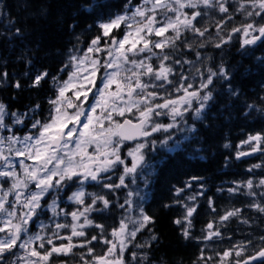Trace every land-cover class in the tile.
Wrapping results in <instances>:
<instances>
[{
  "label": "snow or ice",
  "instance_id": "snow-or-ice-1",
  "mask_svg": "<svg viewBox=\"0 0 264 264\" xmlns=\"http://www.w3.org/2000/svg\"><path fill=\"white\" fill-rule=\"evenodd\" d=\"M235 3L237 5L235 12L242 13L246 19L260 17L262 21L258 23L252 20L231 29V33L243 34L241 48L264 42V0H235ZM227 4L228 0H141L139 4L133 5L132 0H127L122 12L109 15L107 19L103 16L98 18L96 26L99 34L90 40L83 56L69 55L63 69L67 70L69 67L73 69L68 78L63 81H59L56 77L52 78L57 94L55 99L49 100L52 106L49 116L44 122L34 120L31 124L32 129H38V134L30 132L23 137L15 134L0 135V264H50L53 255H68L75 247L91 245L92 241H102L108 247L103 255H94V248L89 246L87 252L92 259L85 261V264H144L147 260L146 254L141 255L132 251L130 258L126 259L125 252L129 250V245L138 249L146 246L133 244V241L137 233L154 223L153 218L146 214L140 205H137L140 208L138 216L121 218L119 228L112 229L110 233L112 239H107L104 237V225H94L87 214L107 210L115 202L94 193L86 194L83 186L89 180L98 185L102 181H110L111 176L101 174L109 173L117 166L123 165V172L118 177L119 183L107 182L103 183V187L112 192L127 187L125 177L132 176V182H135L134 174L144 161L143 150L150 143L153 146L156 144V141L147 138L153 133L167 132L180 122L186 124L184 117L189 111L194 113L196 119L202 118L208 102L213 99L209 87L213 85L214 78L230 81L229 71L222 64L217 70L208 68L206 76L197 69L196 74L201 77V82L195 90L189 91L193 85L185 83L188 77L183 72L179 73L178 86L175 81L169 79L175 70L165 63L172 60V57L165 54L163 50L176 48V41L180 39L182 28L200 36L205 35L207 29L201 30L193 23L197 17L205 14L196 10L200 6L205 9L217 8L220 13L225 14L224 19L217 24L218 28L226 21H231L233 13L229 12ZM97 6L96 0H91L90 4L81 5V9L92 12ZM185 8L193 10L190 16L184 11ZM169 13H173L174 17ZM157 16H161L162 19L158 20ZM114 30L122 31V37L118 38ZM169 30L175 35L166 36ZM16 32L19 34L20 30L17 29ZM153 35L163 39L153 40L151 39ZM231 39L232 35L229 34L227 40L222 38L215 46L219 48ZM102 40L105 41L103 45H101ZM200 46L203 47V44ZM154 49H160L161 52L157 53ZM96 53H106L107 58L102 61L95 55ZM197 55L199 56V53ZM153 58L159 61L158 67L153 66L151 62ZM180 63V60H172V64ZM185 63L192 62L185 61ZM101 69L103 74L98 77L97 73H100ZM7 75L6 72L2 74L4 78H7ZM48 75L47 71L36 73L29 87L38 88ZM144 77L148 78V82H145ZM97 79L100 80V85H97ZM113 85L115 90H112ZM13 86L17 89L23 87L20 81H16ZM169 87L173 88L174 92H183V95L176 99L162 95L161 93L167 92ZM94 88L96 92H93ZM149 88L153 90L149 91ZM69 90H72L76 102L66 95ZM201 92L204 94L201 95ZM228 92L232 96L238 95V90H233L230 83ZM89 94L96 99L90 101ZM157 97L163 102L155 103ZM193 100L198 103L195 109L192 108ZM39 107L40 105H35L30 112H34ZM249 107L252 106L249 105ZM69 109L73 111L69 112ZM97 109L100 110L99 114ZM126 113L133 114L135 122L128 118H125L122 123L114 119V115L125 117ZM8 116L12 117L11 125L5 122ZM28 116L29 113H9L7 106L0 102V132L7 130L11 133L12 126L23 124ZM161 116L170 117L171 123L156 122L155 118ZM82 117L84 119H81ZM105 121L108 122L107 126ZM194 130V127H189V131ZM141 137L145 138L144 142L136 143L135 147L127 152V157H131V166H128L125 163L126 158L120 155L121 145L125 141H136ZM168 139L171 137L160 143L166 145ZM241 144L254 146L251 147L250 152L238 151L237 159L252 153L264 152V148L261 147L264 144V134L249 135L246 140L241 141ZM89 147H93L94 151L89 152ZM26 160L33 163L28 164ZM262 166L264 165L257 164L252 167ZM17 168L20 171H17ZM201 179L191 177L185 183V188H191L193 181ZM69 183L78 185L77 190L68 197L69 201L84 205L86 195L92 198L91 204L84 206L82 211L77 209L69 213L62 208L58 211L60 199L58 193ZM244 186L249 190L247 195L256 196V193L251 191L254 186L252 180H248ZM256 186H264V179L259 180ZM200 187L203 188V184ZM185 188H176L175 194L180 196ZM228 191L237 192L239 186ZM48 195H52L51 203L46 205L52 213V219L60 215L65 217L70 215L73 221L71 225L56 223L55 229L70 228L71 235L61 237L57 231H54L52 236L41 235V232H30L29 223L39 216L45 207L41 204V200ZM132 195V192L126 193L124 203L118 204V207L124 209L126 204H132L133 202L128 199ZM197 195H203V193L186 197V200L193 202L192 206L179 200L174 201V203L182 204L184 209V214L173 223L182 226L181 231L185 239L193 238L191 229L192 219L197 212V206L194 203ZM260 195L264 197V192ZM10 196L13 199L10 200ZM97 201L103 204V209L94 207ZM169 206L165 205V207ZM209 206H212L210 198ZM250 207L264 213V205L258 202ZM239 212L240 209L229 211L219 219L223 223L231 217L238 216ZM81 217H83V224L77 223ZM129 225L132 227L129 228ZM85 226H95L100 229V233L81 244H74L73 237L86 236L83 231ZM38 227L44 230L48 225L41 222ZM213 228L212 223L206 225L207 234L202 237L203 240H212L221 236L219 228L215 231ZM53 237L60 240L66 239L68 243L56 246L53 243ZM156 239L155 234L150 237V241ZM38 241L40 242L38 248L44 249L43 252L33 246ZM45 241L51 245L50 249H45ZM259 241V245L253 249L252 253L245 256L243 260L236 259L234 264H264V236L259 237ZM252 247L253 241L247 240L223 251L222 255L218 253L219 264H226L233 252L236 257L244 256ZM16 249H23V255L17 253ZM9 257L12 259L9 260ZM200 259L205 260L203 250H201ZM211 259L212 257L207 258V260Z\"/></svg>",
  "mask_w": 264,
  "mask_h": 264
},
{
  "label": "trees",
  "instance_id": "trees-1",
  "mask_svg": "<svg viewBox=\"0 0 264 264\" xmlns=\"http://www.w3.org/2000/svg\"><path fill=\"white\" fill-rule=\"evenodd\" d=\"M228 1L229 10H235V0ZM90 3L91 0H0V102L7 106L9 113H29L25 119L28 124L35 119H44L49 106L51 107L49 100L56 90L52 78L60 79L61 68L67 63L69 55L82 50L96 33L98 18L103 16L106 19L123 10L127 0H96L98 6L92 12L81 9V5ZM17 29L20 30L19 34ZM239 46L232 47L230 54L236 56L235 61L246 60L248 65L241 70L244 77H239V72L234 75L237 80H241L238 81L241 87L256 88L258 83L261 85L264 82V42L233 52ZM43 71L49 73L48 77L38 88L29 87L35 74ZM5 72L8 74L7 78L2 76ZM16 81H20L23 87L15 88L13 85ZM233 87L236 86L233 84ZM245 92L247 93L246 90ZM37 104L40 107L30 112ZM234 114L230 107L224 111L218 109L219 118L215 122V114L208 110L205 119L199 124L197 135L180 142L178 150L166 154L156 165L148 185V199L143 205L145 213L153 218L154 223L137 233L135 238L138 244L146 245L139 248L140 254L147 255L144 264H205V261L207 264H219L223 251L252 240L253 247L244 256L236 257L233 252L226 261V264H234L236 259H243L259 245L263 221L262 214L250 207L253 196L247 199L243 188H239L237 192H229L225 188L227 173L221 171L229 167L230 152L238 137ZM249 114L251 118H256L250 131L263 128L264 123L254 116L252 109ZM206 117L214 121V125ZM197 147H201L203 158L195 157ZM191 177L202 178L206 185L197 192H202L203 195H197L194 202L197 212L192 219L193 238L185 239L182 226L173 223L184 214V209L182 204L174 201L179 200L192 206L193 202L186 200V197L193 195L194 190H188L183 185ZM196 182L193 181L192 185L195 186ZM182 186L185 191L177 196L175 189ZM254 192V203H257L259 192L257 189ZM209 198L212 201L211 207ZM166 204L170 206L165 207ZM235 209H240L239 215L221 223L219 218ZM244 220L248 222L244 223ZM208 223L214 225V231L219 228L220 237L202 239L207 232ZM102 225L107 232L116 224L104 222ZM153 234L157 239L150 241ZM96 245L98 246V241L92 242L90 246L97 247ZM201 250L205 260L200 259ZM208 257L212 259L207 260ZM76 259L78 258L75 256L67 258L59 255L57 262L80 264Z\"/></svg>",
  "mask_w": 264,
  "mask_h": 264
},
{
  "label": "flooded vegetation",
  "instance_id": "flooded-vegetation-1",
  "mask_svg": "<svg viewBox=\"0 0 264 264\" xmlns=\"http://www.w3.org/2000/svg\"><path fill=\"white\" fill-rule=\"evenodd\" d=\"M232 13L234 15L233 19L231 21H226L224 23V25H227V28L224 29L223 31H219L218 29H215V23L212 22V20L215 21L216 23L220 22L221 19H220V16L218 13L213 14L211 17L212 18L211 20L199 19L200 17H197V19L195 20V21H197L198 28H200L201 30L206 28L208 31H210L211 33H214L216 35V36L207 35V31L205 32L204 41H206L208 43L209 47L203 48V49H206L207 53L210 52L208 54H205L204 56L202 55L203 59H205V60H203L202 58H201L202 59L201 62H200L201 59L198 60L197 52H201V50L198 48L197 44H193V45H191V47H188V45H190V44L187 41L188 40L187 38H181L180 37V39L176 41V48L175 49L164 48V50H163V52L165 54H168L172 57V60H180L181 61V63L178 65L172 64V60L165 61L166 64L171 65L175 70L174 74L171 75L169 77V79L175 81L176 86H178L180 83L179 73L183 72V74L188 77V80L185 83L186 84L191 83L193 85V88L189 89V91H193L199 86L200 78L196 74L197 69H199L200 71H203V73L205 75L207 73L206 70L208 68L216 70L222 64L225 68L227 67L226 69L229 71V73L231 72L230 73L231 74L230 75V77H231L230 82L214 78L213 85H211L209 87V90L212 91L213 99L208 102L207 108L202 113V118L196 119L194 116V113L192 111H189L188 113H186L184 120L187 123L181 124V122H180L177 124L175 129L172 128L169 130L170 133L168 135L171 137V140L168 141V143L166 145L161 144V143L159 144L156 142V144L154 145V150L146 152V160L137 169V173L134 174L135 175V182L134 183L132 182V180H133L132 176L125 177V184L127 185V187H122V188H120L114 192L103 187V183H107V182L119 183L118 177L123 172V167H124L123 165L117 166L116 169H114L113 171H111L109 173H102L101 174L102 176H111L110 181H102L101 184L98 185L96 182L89 180L84 184L83 187H84V191L86 194L87 193H94L98 196H104L106 199L115 202L107 210L94 211V212L87 214L88 218L94 222V225H96V224L102 225V223H104V222H110V223L114 222L116 224L113 228H110L107 232L105 231V228H104V237L105 238H108V239L112 238L110 233H111L112 229H114V228L118 229L119 228V222H120L121 218H123L125 216L134 217L137 214L136 209L139 207H137L136 202H134L132 208L127 206V204L125 205L124 209H121L118 207V204H123V202L125 201L126 193H128V192L133 193L134 189H137V188H139V189L144 188V190H145V188H147V185L150 182V177L153 175V173L157 167L156 165L159 163V161L162 158H165V155L167 153L170 152V145H172L170 143H175L179 139L184 140V139L189 138L193 135L194 136L197 135V132L200 130L199 124L202 120L205 119L204 116L208 110H211L215 114V116H216L215 120H214L215 122H217L218 118H219V117H217L218 116V109H221L222 111H224L225 108L230 107V108H232V111L235 112L234 123H235V129L237 131L238 137L234 143V147H232L231 152H230L231 156L229 157V167L221 170L222 172L227 173L225 188L228 187V185H232V186L237 185L241 179L242 180L244 179V175L247 172H249V169L251 168L249 165L250 158H254V157H250V155H247V156H243V157L237 159L236 153L238 151H244L245 152V150H246V152H250L251 147L254 146V145H247V144L242 145L241 141H244L247 139L251 122H256L254 119L250 120V114H249L250 109L257 110V108L260 109L262 107V104L260 103L261 88H260V83L257 84L256 88L254 87L252 89L250 87L245 88L243 86L242 87L238 86L239 85L238 80L234 74H235V72H239V74L241 75L240 77H244V75L241 74V70L245 69L243 66L247 65V64H246V60H243L242 62L233 61L232 60L233 56H232V54H230L231 50L229 48L233 45V40L235 37V33H231V29L234 27V24H232V21L237 20L239 17V14H237V12L233 11ZM235 13L237 15H235ZM121 34H122V31H120V33L117 32V34H115V35L119 38V36H121ZM229 34L232 35V39L228 43L222 44L221 47L217 48L215 45L217 43H219L222 38L227 40ZM174 35H175L174 33H168L166 36H174ZM217 35H220V36L217 37ZM216 38H217V40H216ZM161 39H163V37H157V40H161ZM237 42L239 43V39H237ZM104 43H105V41L102 40L101 45H103ZM237 46H239V45H237ZM239 49H241V48H235V51L237 52V51H239ZM154 51L157 53L161 52L160 49H154ZM211 51H212V53H211ZM185 52H187V53H185ZM180 53H182V54L180 55ZM221 54H223V55H221ZM229 55H230V57H229ZM153 59H155V58H153ZM209 60H211V62L213 64L212 63L210 64ZM221 60H222V62H221ZM185 61H190L192 63L191 64L185 63ZM202 62H204V64ZM194 64H196V65H194ZM194 72H195L196 76L193 75ZM143 79L146 80V78H143ZM219 80H221V81H219ZM231 80H232V82H231ZM229 83L232 84L231 85L232 87H233V84H235V86L237 85L236 87H233L232 89L238 90V95L232 96L229 94V92H228ZM216 85H217V87H216ZM245 90L247 91V93L245 92ZM161 94L164 96H167V98L176 99L177 97L182 96L183 92H174L173 88L169 87L167 92H162ZM201 95H202V93H201ZM89 100L90 101L92 100V96H90V95H89ZM162 102L163 101L159 97H157L155 100V103H162ZM252 104H254V105L252 106ZM249 105H251L252 107H249ZM196 107H198V103L195 100H193L192 108L195 109ZM115 119H118L120 121L122 118L115 116ZM131 119L134 120V118H131ZM179 120H180V118H179ZM206 120L209 123L214 122L211 119H209L208 117H206ZM262 121L264 123V118H262V119L260 118V122H262ZM213 125H214V123H213ZM189 127H194L195 130L189 131ZM178 128L180 130L177 131ZM154 138H155V134L153 133L152 136L149 137V139L152 140ZM144 139L145 138L140 139L139 141H133V142L125 141L124 144L121 145L120 155L122 156V158H126L125 163L128 166H131V157H127L128 150L130 148H134L136 143L143 142ZM261 147L264 148V144H262ZM88 151L89 152L94 151L93 147H89ZM195 151H196L195 157L203 158V154L201 153L202 152L201 147H199V148L197 147V150H195ZM256 154H258L255 156L257 159V163L260 165H264V152H257ZM248 157H250V158H248ZM147 169L149 170V172ZM257 170H258V173L260 175L259 176L260 180L263 179L264 166L257 168ZM235 174H241L242 177L241 178L235 177ZM201 184H203V188L200 187ZM205 185H206V182L203 179H201V180L196 182L194 188L197 191H201L202 189L205 188ZM77 187H78L77 184L69 183L67 186H65V188L60 190V192L58 193L59 198H60L58 201V204H59L58 211L60 208L64 209L65 212H69V213L72 211H76L77 209L82 211L84 206L91 204L92 198L88 195L85 196V204L84 205H78L75 202H71L68 200V197L74 191L77 190ZM182 187H184V186H182ZM127 190H129V191L126 192ZM262 192H264V186H261V193ZM145 195H146V191H145V194L142 195V198L140 199L141 201L145 198ZM128 199H130L131 201L134 200V195L128 197ZM51 200H52V195H49L47 198H44L41 200V204L44 205L45 207L41 210L39 215L43 216L44 218H47L48 221H55L58 223H73L70 215L67 217L60 215V216L56 217L54 220L52 219V213H51L50 209H48L46 207L47 204L51 203ZM141 201L139 202L140 204H141ZM260 201H261V205H264V197L260 196ZM94 207L99 208V209H103V204L101 202L97 201V204ZM261 214H262L263 223L261 225V230L259 232L260 237L264 236V213H261ZM80 222H83V217H81L77 223H80ZM60 230H62L63 232L69 231V235H71V231H70L71 229L70 228H64V229H60ZM85 233H86V236L83 238L85 240L86 239L90 240L92 236L98 235L100 233V229L96 228L95 226H90L89 228H87L85 230ZM73 238H76V237H73ZM92 242H97V241H92ZM89 246L90 245H86L85 247H75L72 250V253L66 255V257L70 258V257L75 256L76 258H78L76 260H78L80 262V264H85V261H90L92 259V256L89 255L87 252V248ZM107 247H108L107 245L105 247V245L103 244L102 241L98 242V246L93 247L94 248V255H103L106 252ZM132 251L137 252V249H135L133 246L130 245L129 250L125 252V256H126L125 258H130V253ZM16 252L19 253V250L16 249ZM82 256H83V258H82ZM58 257H59L58 255H53V257L50 259V264H57ZM11 259L12 258L9 257V260H11Z\"/></svg>",
  "mask_w": 264,
  "mask_h": 264
},
{
  "label": "rangeland",
  "instance_id": "rangeland-1",
  "mask_svg": "<svg viewBox=\"0 0 264 264\" xmlns=\"http://www.w3.org/2000/svg\"><path fill=\"white\" fill-rule=\"evenodd\" d=\"M139 4V3H138ZM196 10H199V11H201L202 13H205V14H203L202 16H200V18L199 19H208V20H211L212 18V15L213 14H216V13H218L219 14V16H220V19L221 20H223L224 19V17H225V14L224 13H220L219 11H218V9L217 8H208V9H205L203 6H200L198 9H196ZM184 11L185 12H188L189 13V16L191 15V12L193 11L192 9H188V8H185L184 9ZM204 11V12H203ZM233 11H235V10H229V12L230 13H232ZM207 13V14H206ZM238 14H239V17H238V19L237 20H233L232 21V24H234V27H239L241 24H243V23H248V22H251L252 20H255L256 22H258L259 23V20H260V17H252V18H248V19H246L244 16H243V14L242 13H240V12H237ZM169 15L170 16H173L174 17V14L173 13H169ZM207 15V16H206ZM2 16V10H1V8H0V17ZM157 19L158 20H161L162 19V17L161 16H157ZM220 20V21H221ZM212 22L213 23H215V29H218L219 31H223L224 29H226L227 28V25H224V23L223 24H221L220 25V29L217 27V24L219 23V22H215V21H213L212 20ZM194 24H195V26L198 28V25H197V21H194L193 22ZM236 23V24H235ZM159 26V25H158ZM168 33H173L171 30H169L167 33H166V35L168 34ZM123 34V33H122ZM122 34H121V36H119V38L120 37H122ZM237 34H241V38H242V40L244 39V37H243V34L242 33H235V35H237ZM207 35H213V36H216L214 33H211L210 31H208L207 30ZM220 35H217V37H219ZM180 37L181 38H187V39H189V40H187L188 42H189V44L190 45H193V44H197V46H198V48L201 50V52H197V53H199V56H198V59H201L203 56L202 55H205V54H207V51L204 49L203 50V48L205 47H208V43H205V41H204V36H200L199 34H197V33H194V32H192V31H190V30H186V29H183L182 28V30H181V35H180ZM192 38V39H191ZM151 39H153V40H157V37L156 36H152L151 37ZM203 42V43H202ZM201 44H203V46H204V44H205V46L204 47H201L200 45ZM87 47H88V45L86 44V46L84 47V51H82L81 53L80 52H73L72 54H76V55H80V56H83V54H84V52L86 51V49H87ZM126 47H127V45H126ZM203 50V51H202ZM96 56H99L100 58H101V60L103 61V59H105V58H107L106 57V53H96L95 54ZM202 56V57H201ZM201 57V58H200ZM67 62H68V58H67ZM152 63H153V66L154 67H158V64H159V61H157L156 59H153L152 61H151ZM195 65V64H194ZM218 69V68H217ZM216 69V70H217ZM73 71V69L71 68V67H69V68H67V70H65V76L64 77H66L65 78V80L68 78V75L71 73ZM200 72H202L203 73V71H200ZM103 74V69H101V72L100 73H97V76L99 77V76H101ZM207 74V73H206ZM206 74H205V76H206ZM193 75L194 76H196L195 75V72L193 73ZM199 78H200V82H201V77L199 76V75H197ZM144 78H146V80H145V82H148V78L147 77H144ZM96 83H97V85H100V80L99 79H97V81H96ZM112 90H115V85H113L112 86ZM149 91H152L153 89H151V88H149L148 89ZM93 92H96V89L94 88L93 89ZM202 93V95L204 94L203 92H201ZM66 95H68L69 97H72L73 98V100H74V102H76L75 101V98L73 97V93H72V90H69V92L68 93H66ZM90 96H92L93 97V99H92V101H94L95 99H96V97L95 96H93L92 94H89ZM90 106V105H89ZM86 111H87V108L85 109ZM69 112H71V111H73L72 109H69L68 110ZM99 109H97V114H99ZM135 111V110H134ZM126 117H129V118H135V116H133V114H131V113H126V115H125ZM81 119H84L83 117L81 118ZM114 119H115V116H114ZM156 119V122H158V123H163V124H168V123H171V119H170V117H168V116H161V117H158V118H155ZM167 119V120H166ZM165 120V121H164ZM177 120H179V117L177 118ZM5 122L7 123V124H12V117L11 116H9L7 119H5ZM107 121H105V126H107ZM183 122H181V124H182ZM32 124V123H31ZM31 124H28V123H25V121H24V123L23 124H16V125H13L12 126V129H11V133L10 132H8L7 130H4V131H2V132H0V135H4V136H7V135H10V134H15V135H17V136H20V137H23L25 134H28V133H33V134H38V129H32L31 128ZM69 126H71V125H69ZM176 127H174L173 129H175ZM172 129V128H171ZM183 129V128H182ZM181 129V130H182ZM170 130V129H169ZM169 130L167 131V132H157V133H154L155 134V138L154 139H152V141H156L157 143H159L160 144V141H163V140H165V139H167L168 137H169ZM178 130H180L179 128L177 129V131ZM147 139H149V138H147ZM149 140H151V139H149ZM171 139H168V141H170ZM144 142V141H143ZM171 147V146H170ZM154 150V146L150 143L144 150H143V154H144V161L146 160V152L147 151H153ZM16 159H19V158H16ZM143 161V162H144ZM26 163H28V164H31V163H33L32 161H25ZM148 170V169H147ZM17 171H20V169L19 168H17ZM148 172H149V170H148ZM263 179H264V176H263ZM5 187H7V185H5ZM129 190H127L126 192H128ZM137 192H139V193H137ZM137 193V194H136ZM143 193L145 194V190H144V188H141V189H139V188H137V189H134V191H133V195H134V200H132V204H130V205H128L127 204V206H129L130 208H132L133 207V204H134V202H136L137 203V205L139 204L140 205V199L142 198V195H143ZM192 193H194V191H192ZM137 195V196H136ZM191 195V194H190ZM9 199L11 200V199H13V197L12 196H10L9 197ZM124 203V202H123ZM139 208H137L136 209V216H134V217H132V218H136L137 216H138V214H139ZM43 223V224H45V225H48V227L46 228V229H44V230H41L39 227H38V225L40 224V223ZM51 222V223H50ZM56 223H58V222H55V221H48L47 220V218H44L43 216H41V215H39L37 218H34V221L33 222H30L29 223V229H30V232H33V233H35V232H41V235H46V236H52V234H53V232L54 231H57L58 232V235L59 236H61V237H67V236H69V231H67V232H63L62 230H56L55 229V224ZM62 224H69V225H71L72 223H62ZM79 224H83V222H80ZM90 226H85L84 228H83V231L85 232V230L87 229V228H89ZM132 227V225H129V228H131ZM79 230V229H78ZM71 231V230H70ZM112 239V238H111ZM85 241V239L83 238V237H78L77 238V240L76 241H73L72 240V242L74 243V244H81V243H83ZM39 241L38 242H36V244H34L33 246H35V247H37L38 248V245H39ZM53 243L56 245V246H59L61 243H65V244H67L68 243V241L66 240V239H64V240H60V239H56V238H54L53 237ZM135 244H138V242L136 241L135 242ZM51 248V245H48L47 243H46V241H45V249H50ZM19 250V254L20 255H23V249H18ZM38 250H40L41 252H43L44 251V249H39L38 248ZM22 251V252H21ZM61 255V254H60ZM57 264H60V263H57Z\"/></svg>",
  "mask_w": 264,
  "mask_h": 264
},
{
  "label": "bare ground",
  "instance_id": "bare-ground-1",
  "mask_svg": "<svg viewBox=\"0 0 264 264\" xmlns=\"http://www.w3.org/2000/svg\"><path fill=\"white\" fill-rule=\"evenodd\" d=\"M228 2H229V1H228ZM230 5H231V4H230ZM228 6H229V5H228ZM229 7H230V6H229ZM229 9H230V8H229ZM233 9H234V8H233ZM104 11H105V10H104ZM105 12H106V11H105ZM203 12H204V11H203ZM206 14H207V13H206ZM237 14H238V13H237ZM237 14L235 13V15H237ZM206 16H207V15H206ZM233 16H234V15H233ZM202 17H203V16H202ZM204 21H205V20H204ZM207 21H208V20H207ZM207 24H208V23H207ZM235 24H236V23H235ZM219 29H220V28H219ZM119 33H120V31H119ZM212 36H213V35H212ZM206 38H207V37H206ZM211 38H212V37H211ZM191 39H192V38H191ZM204 39H205V38H204ZM209 39H210V38H209ZM212 39H213V38H212ZM188 40H189V39H188ZM214 40H215V39H214ZM216 40H217V38H216ZM210 41H211V40H210ZM202 43H203V42H202ZM205 43H207V42L205 41ZM209 43H210V42H209ZM204 46H205V44H204ZM204 46H203V47H204ZM208 47H209V46H208ZM232 47H233V46H232ZM204 48H205V47H204ZM206 48H207V47H206ZM229 49H230V48H229ZM233 49H234V48H233ZM203 50H204V49H203ZM203 50H202V51H203ZM205 50H206V49H205ZM208 51H209V50H208ZM227 51H228V50H227ZM214 52H215V51H214ZM233 52H236V51H233ZM237 52H238V51H237ZM185 53H187V52H185ZM188 53H189V52H188ZM208 53H210V52H208ZM208 53H207V54H208ZM211 53H212V51H211ZM226 53H227V52H226ZM226 53H225V54H226ZM242 53H243V52H242ZM181 54H182V53H180V55H181ZM221 55H223V54H221ZM237 55H238V54H237ZM245 55H246V54H245ZM247 55H248V54H247ZM190 56H191V55H190ZM203 56H204V55H203ZM209 56H210V55H209ZM219 56H220V55H219ZM226 56H227V55H226ZM243 56H244V55H243ZM192 57H193V56H192ZM192 57H191V58H192ZM201 57H202V56H201ZM201 57H200V58H201ZM220 57H221V56H220ZM229 57H230V55H229ZM249 57H250V56H249ZM252 57H253V56H252ZM186 58H187V57H186ZM188 58H189V57H188ZM218 58H219V57H218ZM218 58H217V59H218ZM242 58H243V57H242ZM202 59H203V57H202ZM202 59L200 60V62L202 61ZM215 59H216V58H215ZM225 59H226V58H225ZM236 59H237L236 56H234V57L232 58L233 61H235ZM198 60H199V59H198ZM203 60H205V59H203ZM209 61H210V64H211V63H212L211 60H209ZM209 61H208V62H209ZM223 61H224V60H223ZM221 62H222V60H221ZM241 62H242V61H241ZM246 62H247V61H246ZM202 63L204 64V62H202ZM214 63H215V62H214ZM190 64H191V63H190ZM203 64H202V65H203ZM210 64H209V65H210ZM212 64H213V63H212ZM217 64H218V63H217ZM243 64H244V63H243ZM195 65H196V64H195ZM197 65H198V64H197ZM247 65H248V64H247ZM247 65H244V66H247ZM210 66H211V65H210ZM195 67H196V66H195ZM216 68H217V67H216ZM226 68H227V67H226ZM233 70H234V69H233ZM230 73H231V72H230ZM230 75H231V74H230ZM240 76H241V75H240ZM240 76H239V77H240ZM235 79H236V78H235ZM232 80H233V79H232ZM232 80H231V82H232ZM219 81H221V80H219ZM238 81L241 82L240 79H239ZM229 82H230V81H229ZM233 82H234V81H233ZM218 84H219V83H218ZM219 85H220V84H219ZM231 85H232V84H231ZM234 85H235V84H234ZM236 86H237V85H236ZM238 86H240V84H239ZM216 87H217V85H216ZM243 87H244V86H243ZM232 88H233V87H232ZM259 104H260V103H259ZM253 105H254V104H252V106H253ZM254 108H255V107H254ZM255 109H256V108H255ZM257 110H258V108H257ZM260 118H261V117L257 116V119H258L259 121H260ZM261 119H262V118H261ZM254 120H256V118H254ZM262 122H263V121H262ZM151 180H152V178H151ZM137 193H139V192H137ZM137 193H136V194H137ZM143 194H144V193H143ZM136 196H137V195H136ZM140 201H141V200H140ZM139 210H140V209H139Z\"/></svg>",
  "mask_w": 264,
  "mask_h": 264
}]
</instances>
